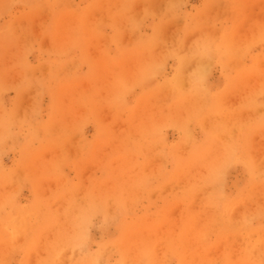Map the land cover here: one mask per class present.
<instances>
[{"label":"rangeland","instance_id":"1","mask_svg":"<svg viewBox=\"0 0 264 264\" xmlns=\"http://www.w3.org/2000/svg\"><path fill=\"white\" fill-rule=\"evenodd\" d=\"M0 264H264V0H0Z\"/></svg>","mask_w":264,"mask_h":264},{"label":"bare ground","instance_id":"2","mask_svg":"<svg viewBox=\"0 0 264 264\" xmlns=\"http://www.w3.org/2000/svg\"><path fill=\"white\" fill-rule=\"evenodd\" d=\"M142 3V2H141ZM170 33V32H169ZM50 34V33H49ZM55 35H56V33H54ZM53 34V35H54ZM156 34V33H155ZM167 34V33H166ZM50 37V36H49ZM153 38V37H152ZM169 38V37H168ZM191 38V37H190ZM31 39V38H30ZM145 39V38H144ZM157 41V40H156ZM54 69V68H53ZM229 93V92H228ZM257 103V102H256ZM259 111V110H258ZM38 123V122H37ZM199 140V139H198ZM191 148V147H190ZM185 153V152H184ZM202 153V152H201ZM197 154V153H196ZM200 154V153H199ZM202 155V154H201ZM199 158V157H198ZM197 160H199V159H197ZM194 162V161H193ZM185 165V164H184ZM259 168V167H258ZM20 171V170H19ZM21 172V171H20ZM254 182V181H253ZM16 183V182H15ZM8 185V184H7ZM12 185V184H11ZM18 186V185H17ZM256 186V185H255ZM14 187V186H13ZM256 189V188H255ZM252 190V189H251ZM254 193V192H253ZM244 196H246V195H244ZM191 198V197H190ZM214 202V201H213ZM173 211V210H172ZM199 211V210H198ZM234 212V211H233ZM194 213V212H193ZM174 214V213H173ZM201 214V213H200ZM189 215H191V214H189ZM18 216V215H17ZM198 216V215H197ZM235 216V215H234ZM188 217V216H187ZM23 225V224H22ZM184 225V224H183ZM18 237V236H17ZM27 237V236H26ZM35 238V237H34ZM22 239V238H21ZM70 248V247H69ZM32 249V248H31ZM157 250V249H156ZM75 252V251H74ZM75 254V253H74ZM76 255V254H75ZM102 260H104V258L102 259Z\"/></svg>","mask_w":264,"mask_h":264}]
</instances>
